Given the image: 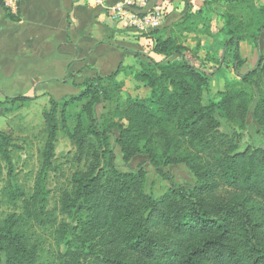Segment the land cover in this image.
Masks as SVG:
<instances>
[{"label":"trees","instance_id":"trees-1","mask_svg":"<svg viewBox=\"0 0 264 264\" xmlns=\"http://www.w3.org/2000/svg\"><path fill=\"white\" fill-rule=\"evenodd\" d=\"M214 3L223 8L219 31L226 36L224 54L227 49L232 54L234 77L212 93V73L185 56V42L194 33L191 50L197 51L200 35H210ZM261 36L264 4L259 0H207L172 23L167 35L154 38L153 52L162 59L139 61L133 78L149 90L147 95L129 93L125 79L131 67L119 66L108 76L95 74L74 83L80 88L76 95L61 101L50 97L42 112L45 140L31 196L12 181V151L18 146L0 129V173L5 169L8 178L0 204L2 197L23 202L22 214L0 219V264H41L38 247L30 245L24 230L26 224L44 222L55 227L59 264H264V54L242 73L239 52L240 42L256 47ZM174 55L180 59L168 60ZM240 85L251 86L255 95ZM0 94L5 102L31 100ZM255 97L258 128L251 142L240 145L236 132L221 129L218 117L233 131L245 130ZM74 104L80 107L70 127L68 111ZM100 104L109 106L97 114ZM60 131L74 145L81 168L59 193L57 219L49 210L47 180L50 171H59L54 161ZM111 137L124 162L146 154L169 190L148 195L146 171L120 168ZM178 163L193 174L191 187L178 184L162 168Z\"/></svg>","mask_w":264,"mask_h":264},{"label":"crops","instance_id":"crops-1","mask_svg":"<svg viewBox=\"0 0 264 264\" xmlns=\"http://www.w3.org/2000/svg\"><path fill=\"white\" fill-rule=\"evenodd\" d=\"M115 1L18 0L16 10L12 11L2 0L0 91L7 97L25 95L35 101L46 94L48 98L61 101L80 91L74 83H81L95 74L108 76L119 66L131 67L125 87L128 80L141 86L133 78L140 68L139 61L144 56L155 60L163 57L153 52L154 38L158 34L167 35L172 23L186 13L201 9L207 0H148L144 10L160 9L164 13L163 25L157 34L128 27L122 20L110 17L106 5ZM259 1L264 4V0ZM213 7L215 14L210 35H200V48L193 51L194 33H189L185 56L197 67L212 73L209 87L216 92L219 88L212 89V86L220 80L223 84L224 79L233 78L234 73L230 50L224 54L226 36L219 31L223 24L219 16L223 8L217 3ZM8 12L17 19L8 16ZM239 52L244 60L240 69L243 73L254 67L258 56L264 54V36L256 47L248 41L240 42ZM178 59L180 56L174 55L168 60ZM230 71L233 75L229 76ZM143 90L147 95L149 90L145 87ZM3 103L5 100L0 94V112Z\"/></svg>","mask_w":264,"mask_h":264},{"label":"rangeland","instance_id":"rangeland-1","mask_svg":"<svg viewBox=\"0 0 264 264\" xmlns=\"http://www.w3.org/2000/svg\"><path fill=\"white\" fill-rule=\"evenodd\" d=\"M228 75L230 76L233 74L230 71ZM240 86L248 90L252 95H255L256 92L255 90H252L251 86ZM126 87L131 95L144 96L143 86H137L133 81L128 80L126 82ZM216 88H224L221 80L218 84L212 86V89ZM60 94H56V97H59ZM37 99L35 101L32 99L27 102L6 101L3 103V106H1L2 111L0 112V129L8 132L14 138V141L18 146V148H15L12 151L14 163V176L12 181L14 184L25 189L27 197L33 194L36 175L41 165V152L45 140V126L42 112L46 110L49 105L48 95L43 94L38 100ZM207 100L208 95L205 93L204 103H206ZM256 101L255 97L250 105L246 118L245 130L235 128L233 131L223 118L218 117L221 129L226 132H236L240 145L251 142L252 136H254V133L258 128V125L253 118V109ZM108 106L109 104L106 105V107L101 104L98 105L96 109L97 114L106 111ZM79 107L80 105L74 104L69 108L68 117L70 127H73L75 123V116ZM116 134L117 131L114 130L113 135ZM110 146H112L116 157L115 162L120 168L126 170L135 169L140 166L146 171L145 191L148 195L159 197L169 190L170 185L168 180L159 176L155 172V169L148 161L146 154L135 155L129 162H124L120 147L113 142L112 137L110 138ZM74 150L75 147L68 136L60 131L58 134L56 158L54 161L59 171H50L47 180V186L50 190L49 210L50 213L57 217V219H59L56 210L59 193L62 189L69 186V177L71 174L81 168V163L73 157ZM162 168L165 172H169L174 180L180 185L191 187L195 184L193 174L183 163L168 165ZM7 185L8 178L6 176V170L2 169V172L0 173V197L2 191H4ZM12 212L22 214L23 202L18 200L15 203H12L7 201V198L2 197V204H0V219ZM54 230L55 227L46 222L29 225L26 224L24 230L26 237L28 238L30 245H37L39 262L41 264L60 263L57 256V246L54 241ZM1 264H5L4 261Z\"/></svg>","mask_w":264,"mask_h":264},{"label":"built area","instance_id":"built-area-1","mask_svg":"<svg viewBox=\"0 0 264 264\" xmlns=\"http://www.w3.org/2000/svg\"><path fill=\"white\" fill-rule=\"evenodd\" d=\"M103 3L104 0H96ZM148 0H116L106 5L110 17L141 31H151L163 25L164 13L160 9L144 10ZM18 0H3L9 10L15 11Z\"/></svg>","mask_w":264,"mask_h":264}]
</instances>
